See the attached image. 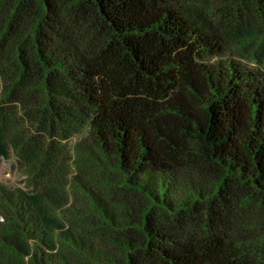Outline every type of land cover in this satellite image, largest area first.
<instances>
[{
    "label": "trees",
    "instance_id": "16d2710c",
    "mask_svg": "<svg viewBox=\"0 0 264 264\" xmlns=\"http://www.w3.org/2000/svg\"><path fill=\"white\" fill-rule=\"evenodd\" d=\"M188 1L0 0V164L99 151L89 212L1 197L0 264H264V0Z\"/></svg>",
    "mask_w": 264,
    "mask_h": 264
},
{
    "label": "rangeland",
    "instance_id": "374dc122",
    "mask_svg": "<svg viewBox=\"0 0 264 264\" xmlns=\"http://www.w3.org/2000/svg\"><path fill=\"white\" fill-rule=\"evenodd\" d=\"M216 0L213 3L216 4ZM204 0H190L182 5L185 9V14L193 19L194 22L198 19V12L204 6ZM201 22V21H200ZM254 41H249L253 43ZM259 43L251 46L252 52L256 51ZM245 69L250 70L256 75L253 79L255 85L264 88V72L258 71L254 66H245ZM88 129H84L81 134L73 139L65 141L61 147V152L56 159V162L47 168L44 161L40 159L38 163L31 167H18L15 165L18 156L15 154L10 162L0 164V200L1 197H11L10 192L16 196L11 197L12 202L19 208L22 205L23 193L29 192L34 194H43L44 198L51 203L56 210L62 214H66L68 218H74L72 214H84L91 211V200L89 195L92 194L98 197V192L93 189L94 178L98 177L96 159L99 156V151L93 142ZM163 179L172 190L171 197L175 201H182L193 189H200L203 180L196 174H191L187 170H179L175 168L168 175H164ZM58 191L65 196L70 204L56 205L51 193ZM23 201L28 203L24 198ZM74 205L75 207L72 208ZM25 210L20 209L19 213L26 215L30 213L34 215L32 209L26 204ZM58 214V212H57ZM0 222H3L0 212Z\"/></svg>",
    "mask_w": 264,
    "mask_h": 264
}]
</instances>
